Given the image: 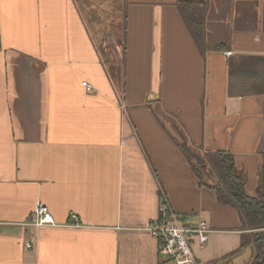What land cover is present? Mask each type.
I'll return each instance as SVG.
<instances>
[{
    "label": "crops",
    "instance_id": "1",
    "mask_svg": "<svg viewBox=\"0 0 264 264\" xmlns=\"http://www.w3.org/2000/svg\"><path fill=\"white\" fill-rule=\"evenodd\" d=\"M217 150L264 198V0H0V264H174L163 201L208 221L198 264H251ZM37 202L57 226L28 225Z\"/></svg>",
    "mask_w": 264,
    "mask_h": 264
},
{
    "label": "trees",
    "instance_id": "2",
    "mask_svg": "<svg viewBox=\"0 0 264 264\" xmlns=\"http://www.w3.org/2000/svg\"><path fill=\"white\" fill-rule=\"evenodd\" d=\"M187 14V11H183ZM189 13H192L189 11ZM202 11L196 9L189 18V27L196 40L202 35ZM198 31V32H197ZM206 163L216 175L218 182L213 186L217 199L222 204L232 205L238 209L246 227L253 231L250 242L255 247V257L251 264H264V198L252 197L246 192L247 176L236 168L234 155L225 150L209 151L205 155ZM193 170L202 182V166L193 165Z\"/></svg>",
    "mask_w": 264,
    "mask_h": 264
},
{
    "label": "built area",
    "instance_id": "3",
    "mask_svg": "<svg viewBox=\"0 0 264 264\" xmlns=\"http://www.w3.org/2000/svg\"><path fill=\"white\" fill-rule=\"evenodd\" d=\"M226 54L231 55L232 51H227ZM82 84L91 88L87 81H83ZM71 218L78 221L76 214H72ZM28 225L38 228L57 226L58 224L48 206L42 202H37ZM146 229L159 240L160 253L168 257L174 264H198V257L193 245L196 242L199 248L204 249L212 232L203 215L199 216L196 224H187L164 201L159 217L150 223ZM26 246L31 248L32 242H28Z\"/></svg>",
    "mask_w": 264,
    "mask_h": 264
}]
</instances>
